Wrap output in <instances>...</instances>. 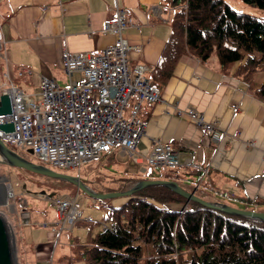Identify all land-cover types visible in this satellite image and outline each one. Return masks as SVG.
I'll list each match as a JSON object with an SVG mask.
<instances>
[{
	"label": "crops",
	"instance_id": "0c3cea01",
	"mask_svg": "<svg viewBox=\"0 0 264 264\" xmlns=\"http://www.w3.org/2000/svg\"><path fill=\"white\" fill-rule=\"evenodd\" d=\"M115 3L133 21L123 30V37L141 47L138 52L129 51L127 65L145 69V75L158 87L159 100L144 104L140 112L145 132L134 162L118 147L103 154L114 157V165L123 164L144 179L168 177L165 179L178 180L185 191L202 199L224 204L232 201L241 205L239 208L264 212V70L248 75L239 72L243 59L223 70L214 54L200 60L184 53L180 45V50L171 47L175 38L166 14L168 8H174L173 0H0V46L11 81L20 88L18 81L35 89L39 76L55 81L64 77L66 86L68 79L61 70L63 50L97 54L111 44L114 36L103 33L101 26L113 18ZM156 5L163 7L161 12L151 10ZM22 67L30 68L32 75L17 78L16 69ZM189 108L214 123L216 140L186 118ZM156 140L180 151L182 165L177 174L162 170L163 175L146 176L149 170L144 157ZM125 174L131 176L129 171ZM21 207L19 214L13 207L15 220H9L17 264L84 261L82 246L86 244L75 241L68 250L56 251L60 232L52 243V239L46 242L43 234L18 226L21 217L22 223L47 228L57 215L55 220L30 222Z\"/></svg>",
	"mask_w": 264,
	"mask_h": 264
},
{
	"label": "built area",
	"instance_id": "2783aa9c",
	"mask_svg": "<svg viewBox=\"0 0 264 264\" xmlns=\"http://www.w3.org/2000/svg\"><path fill=\"white\" fill-rule=\"evenodd\" d=\"M162 9L159 5L151 8L156 13ZM112 10L113 18L101 26L103 33L114 36L111 44L97 54L63 50L61 70L68 79L66 86L39 76L36 88L25 94L11 81L0 46V95L7 94L10 111L0 114V124L12 122L13 127L8 132L0 129V141L5 146L29 149L38 160L61 169L78 170L114 147L135 161L136 147L145 132L140 112L144 104L159 100V92L142 66L128 67L129 51L138 52L141 47L122 34L133 25L132 19L116 3ZM30 75V68L16 69L17 78ZM184 115L210 139H217L214 123L205 121L199 112L189 108ZM180 156V151L156 140L144 160L149 167L177 174L182 165ZM7 185L11 191L8 197H13ZM51 204L57 218L48 226V238L81 220L72 199L52 197Z\"/></svg>",
	"mask_w": 264,
	"mask_h": 264
},
{
	"label": "trees",
	"instance_id": "16d2710c",
	"mask_svg": "<svg viewBox=\"0 0 264 264\" xmlns=\"http://www.w3.org/2000/svg\"><path fill=\"white\" fill-rule=\"evenodd\" d=\"M175 1L171 47L180 50V45L200 60L214 54L223 70L242 59L239 72L264 70V18L235 10L224 0ZM241 1L264 9V0ZM124 198L120 206H105L106 227L82 246L85 264H138L142 244H150L155 254L143 264H264V223L259 220L186 201L160 185Z\"/></svg>",
	"mask_w": 264,
	"mask_h": 264
},
{
	"label": "rangeland",
	"instance_id": "374dc122",
	"mask_svg": "<svg viewBox=\"0 0 264 264\" xmlns=\"http://www.w3.org/2000/svg\"><path fill=\"white\" fill-rule=\"evenodd\" d=\"M224 1H226L235 10H239L256 17L264 18V9L248 6L242 3L241 0ZM175 2L179 3L180 0H176ZM177 6L178 5H176V7ZM168 9L169 13L166 15H168L169 19L171 20L172 14L176 8L174 7ZM56 78L59 86H65L64 77ZM17 83L21 84V88L25 94H31L32 90L34 89L33 86H25L19 81ZM9 148L33 164L42 165L64 175L78 177L88 187L99 193L113 192L118 191V189H124L133 183L132 179L134 178L132 177H135L134 172L130 173L132 170L131 168L126 167L123 164L121 166L118 164L114 165V163H116L114 157L111 159L106 158L103 153L96 159L81 165L77 170L52 167L48 163L38 160L34 155L31 154L30 150L26 148L22 149L12 146ZM116 161L125 162V159L116 158ZM108 165L110 166L109 168L107 167ZM146 167L149 170L146 176L159 175L160 173L163 175L164 173L162 171L164 169H156L147 165ZM127 171H129V174H131L132 177L128 174H125ZM168 175L170 176V174ZM136 176H139V174ZM1 178L3 179L0 180V183L5 184L7 187V184H9L13 193V197H0V216L4 220L7 230L8 245L13 264H17V249L9 220H15V211H17L19 214L21 212L22 205L24 206V214H26L30 222L35 221L36 223H43L42 221L44 220H55L56 212L54 210V206L51 204L52 197L66 196L73 200L78 211L81 213L82 221L75 223L70 229H64L60 231L59 238L57 236L58 242L56 244V251H61L71 248L75 241L80 245L89 244L90 240L94 238L98 232L105 228L108 223L105 219V214L107 212L105 206H120L122 205V201L124 203L128 199L121 197L118 199L113 198L97 200L88 197L80 189H78L76 185L67 180L49 177L36 172L0 164V179ZM15 182L17 185H15ZM7 191H9V189H7ZM1 195L2 193H0V196ZM227 203V205L231 204L230 206L236 208L241 206L232 201ZM242 205L244 206V204ZM169 206L173 207L174 209L179 207V205ZM13 207L15 208L14 212L12 211L14 210ZM18 226L37 231L41 234V236L43 234L46 242H48L49 239H52V243L55 241L56 234L53 235V238L46 237V233L48 234V227L44 228V226H41V228H39L40 226L38 227L37 225L33 227L29 224L22 223L21 217ZM189 253L190 251L184 252L183 259L187 260ZM154 255V251L150 244H142L141 255L138 264H143L146 259H149ZM73 263L84 264V261L77 260Z\"/></svg>",
	"mask_w": 264,
	"mask_h": 264
},
{
	"label": "water",
	"instance_id": "95a60500",
	"mask_svg": "<svg viewBox=\"0 0 264 264\" xmlns=\"http://www.w3.org/2000/svg\"><path fill=\"white\" fill-rule=\"evenodd\" d=\"M4 113H10L7 94L0 95V114H4ZM0 129L4 132L13 131L12 122L0 124ZM0 164L36 172L49 177L67 180L73 183L74 185H76L77 188L80 189L85 195L97 200L129 197L134 192L144 187L152 186V185H160L182 196L186 201H195L205 207H209L212 209H216L237 216L256 219L264 223V212L262 211L256 210L254 208L253 209L236 208L224 203L213 202L202 199L200 197H197L193 193V191L188 192L182 189L181 187H179L174 180L142 179L135 181L130 186L118 191L103 192V193L95 192L85 183H83V181L80 180L78 177L64 175L62 173L55 172L42 165L33 164L25 160L24 158L16 154L12 149L5 146L1 141H0ZM2 179L3 178H1L0 180ZM0 264H13L10 255L9 245H8L7 230L5 227L4 220L1 216H0Z\"/></svg>",
	"mask_w": 264,
	"mask_h": 264
},
{
	"label": "bare ground",
	"instance_id": "6f19581e",
	"mask_svg": "<svg viewBox=\"0 0 264 264\" xmlns=\"http://www.w3.org/2000/svg\"><path fill=\"white\" fill-rule=\"evenodd\" d=\"M7 189H8V187L5 184L0 183V191H1L0 193H2V195L0 197H2V196L8 197L9 196V193H11V192L7 191Z\"/></svg>",
	"mask_w": 264,
	"mask_h": 264
}]
</instances>
